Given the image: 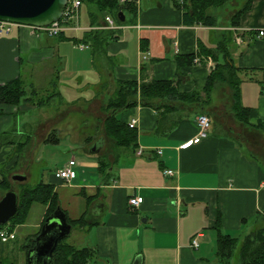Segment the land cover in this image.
Listing matches in <instances>:
<instances>
[{
    "label": "crops",
    "instance_id": "crops-1",
    "mask_svg": "<svg viewBox=\"0 0 264 264\" xmlns=\"http://www.w3.org/2000/svg\"><path fill=\"white\" fill-rule=\"evenodd\" d=\"M128 1L135 3V15L125 12L124 22L114 20L118 36L100 54L90 46L77 45L83 31L91 28L87 7L81 13L84 4L78 9V28L68 27L55 37L33 26L14 24L9 34L0 35V83L39 74L46 78L45 91L56 89L59 93V105L82 102L93 107L97 119L115 80H171L179 92L202 91L215 61L200 55L197 63L178 64L176 56L196 53L200 45L213 47L220 32L230 29L229 52L241 78L240 102L250 109L248 126L231 111L224 113L230 110V92L225 84H216L205 103L210 118L207 136L186 147L181 144L196 134L199 109L177 101H173L176 108L164 113L135 105L117 112L125 123L136 119L134 150L112 149L102 126L97 133L102 138L97 142V137L78 140L72 131L65 132L62 136L82 145L81 158L70 155L54 170L73 158L76 177L63 182L51 172L46 180L54 184L65 214L77 218L85 213L94 223L69 232L70 242L76 246L95 249L96 256L88 264H212L218 218L221 230L234 236L232 232L245 226L249 232V227L263 226L264 222V132L253 128L264 121V0H251L237 27L218 22L213 27L187 25L172 0ZM101 28L110 29L105 24ZM31 106H0V132L9 127L16 113H25ZM55 111L56 116L47 118L61 117ZM47 118L38 127L44 131L38 145L43 143L44 148L59 141L58 137L48 140V133L61 130L59 122V126L53 124L47 129ZM36 144V138L32 145L29 140L25 149L32 151ZM104 151L111 160L114 154L118 158L106 174L100 175L95 157ZM4 153L0 152V162ZM15 160L7 165L13 167L12 172L20 166L18 160L14 167ZM164 169H171L173 174L165 176ZM60 194L74 198L79 213L63 205ZM134 196L143 200L131 207L128 199ZM45 211L43 206L37 212L32 228L40 227ZM24 225L14 228V239L0 241V264H27V252L25 256L17 242L18 226ZM193 237H197V247L191 245Z\"/></svg>",
    "mask_w": 264,
    "mask_h": 264
},
{
    "label": "trees",
    "instance_id": "trees-1",
    "mask_svg": "<svg viewBox=\"0 0 264 264\" xmlns=\"http://www.w3.org/2000/svg\"><path fill=\"white\" fill-rule=\"evenodd\" d=\"M80 5H85L88 9V17L91 28L84 30L77 43H84L90 46L95 53L105 52V45L113 39L117 38V30L103 29L102 25L106 24V16L112 17L118 23L117 13L122 11L136 13V5L133 1L125 0H79ZM229 0H172L174 7L181 11L182 20L187 25L202 24L204 26H218L217 16L210 12L212 8L225 6ZM251 4V0L245 2L238 9L229 15V22L226 26L237 27L241 14L246 11ZM63 32V31H62ZM60 32L59 35L62 33ZM232 40V31L223 29L220 32V39L213 47L199 46L196 53L188 55L176 56L178 64L182 61L192 63L194 57L200 55L209 56L215 61L213 69L207 76L206 83L202 91H192L189 93L179 92L177 83L171 80L152 79L145 81L141 79L136 81L133 79L115 80L112 92L105 98L101 105V112L104 113L102 127L106 137L109 139L111 148L134 150L136 148V132L133 127H129L128 123L121 121L117 112L135 106H149L157 112L162 110H172L176 108L173 101L179 102L182 106L187 105L189 108L199 109L200 113L207 114L205 103L209 101L212 90L216 84H225L230 92V111L234 117L242 123L248 124V115L250 109L243 106L240 102V82L239 69L234 67L230 57L229 43ZM74 41V39H73ZM77 41V40H75ZM45 96L38 97L39 91L31 85V90L27 89L24 80L21 77L0 83V106L3 105H32L36 107L51 106L59 95L56 89L45 93ZM202 107V108H201ZM199 113V114H200ZM248 126V125H247ZM254 129L264 132V121H258ZM31 131V130H30ZM28 131H11L3 130L0 132V150L4 146L12 145L14 148L15 162L23 153L31 136ZM48 140H55L57 137L54 132L48 133ZM104 151L99 153L95 159L97 163L98 173L106 174L109 168L118 158L114 154L111 160ZM11 160L10 155L5 156L0 162V193L14 188V182L11 179V170L13 167H7ZM17 190L18 210L16 215L9 222L0 225V228L6 226L9 230H13L17 225L25 222L30 208L35 203L46 206V211L41 225L33 236H36L44 222V219L52 213L55 208L60 205L57 193L54 191V184L40 179L35 184L19 183ZM86 199L91 198L83 194ZM264 211V210H263ZM67 222L72 229L89 227L93 225L85 213L77 218H70L66 214ZM216 240L215 252L212 264H264V226L255 227L245 233L242 238L223 232L220 228L219 218L215 224ZM69 234L58 241L53 251V261L51 264H88L96 256L95 249L87 246L78 247L72 242H68ZM28 250L26 245H23Z\"/></svg>",
    "mask_w": 264,
    "mask_h": 264
},
{
    "label": "rangeland",
    "instance_id": "rangeland-1",
    "mask_svg": "<svg viewBox=\"0 0 264 264\" xmlns=\"http://www.w3.org/2000/svg\"><path fill=\"white\" fill-rule=\"evenodd\" d=\"M244 2L245 0H229V2L225 6L218 7V8H212L210 9V12L217 16V22L219 25L226 26L228 23L229 15L234 10L241 7V5ZM85 10H86V6H82L81 13H84ZM83 17H84V14L82 16V19ZM23 80L25 81L27 89L31 90V85H32L39 91V95H38L39 98L41 96L43 97L46 95L45 93L47 91H45L44 85L47 86L48 84H47L45 77H42L39 74L36 76L24 75ZM72 104L75 107H71ZM72 104L63 103L62 105H59L58 101L55 100V102L51 106H46V107L31 106V110H28L25 113H21V112L16 113L14 116L15 119H12L10 121L9 127L5 129L6 131H11L13 128L16 129L17 131H28V133L30 132L31 134L30 135L31 145H32L33 139L36 138V142H37L36 146L32 147L34 151L33 150L29 151V150L24 149L23 153L21 152L18 158V160L20 161V166L16 172L12 173V174H15V173L24 174L23 173L25 171L24 167H26L27 171L25 172L28 177H27V180L21 181V183L25 182L27 184H35L40 179L46 181L47 176L51 172L54 171V168L56 167V165H58L62 160L64 159L67 160L70 155H73L77 160L81 158L80 156L81 153L79 151L82 145L77 142H71L70 138H68L67 136L65 137L62 136L65 132L70 134V131H72L71 133L74 136V138L81 140L87 137H97V133L99 132V130L102 131L101 126H102L103 118L105 116L103 112L100 111L101 114H99L98 115L99 117L95 119L94 117L97 113L95 114L92 111L93 107L89 108L87 104H84L82 102H77V103H72ZM55 110L59 111L60 113L59 116L61 117H59L57 120H55L56 118L48 119L52 115L56 116ZM81 110L83 113L79 112ZM225 111H228L230 114V110L225 109L224 113ZM216 114H220V111L217 112ZM44 117L45 118L48 117L47 119H45L46 124H47V129L49 128L48 126H52L53 124H57L58 122H59V125H61L59 126L57 124L59 127H61V130L55 131V136L59 138V141L56 143H48L46 145V148H44L43 143L38 145V143H40V141L43 140L41 138L44 136L43 135L44 131L38 130V127L44 121ZM96 125L98 129L96 128ZM69 128L72 130H70ZM30 130H35V131H30ZM34 133H35V136H34ZM101 138L102 136H100L99 138L97 137L96 142L101 141ZM8 146H10L9 151L6 150V147ZM8 146L2 147L0 152L2 150H5L7 154L4 153L3 157L10 155L11 159H13L16 156V154L14 155L13 153L14 147L12 145H8ZM19 183L20 182H16L14 184V189L16 192L18 190V186L20 185ZM66 190L69 191L68 188H66ZM2 194L3 193H0V195ZM61 196L63 199L62 201L63 205L73 208L75 209L77 213H79L77 202L74 198L72 199L71 197H66L65 195H61ZM43 206L40 203L33 204L24 222L26 225L18 226L17 242L19 243V248L22 251V253L27 252L23 245L26 244V241L29 238H34L35 236H33V234L35 233V231H38L39 229V228L38 229L32 228L31 223L34 222L37 216V212L40 209H42ZM81 208H83L82 201H81ZM262 225L264 226V222L262 223ZM245 228L246 226L243 228L242 231L240 230V231H237V233L235 232H232V233H234L235 236L242 238L243 234L247 232L245 231ZM249 228L248 230H252L255 227L251 226ZM27 234L29 235L28 237L26 236ZM70 240H71V235H69L67 238L68 242H70ZM24 255L26 256V253H24Z\"/></svg>",
    "mask_w": 264,
    "mask_h": 264
},
{
    "label": "water",
    "instance_id": "water-1",
    "mask_svg": "<svg viewBox=\"0 0 264 264\" xmlns=\"http://www.w3.org/2000/svg\"><path fill=\"white\" fill-rule=\"evenodd\" d=\"M66 2L67 0H0V21L33 27L46 26L62 16ZM117 18L124 22L122 11L117 13ZM11 179L14 183L25 181L26 175L15 173ZM17 210L18 195L14 188L0 195V225L9 222ZM70 229L66 214L58 205L44 219L39 233L27 240V264H51L58 241L68 235Z\"/></svg>",
    "mask_w": 264,
    "mask_h": 264
},
{
    "label": "built area",
    "instance_id": "built-area-1",
    "mask_svg": "<svg viewBox=\"0 0 264 264\" xmlns=\"http://www.w3.org/2000/svg\"><path fill=\"white\" fill-rule=\"evenodd\" d=\"M120 1L124 2L125 0H120ZM79 5H80L79 0H67L65 7L63 9V14L57 21H54L46 26L34 27V28L44 32L47 36H50V37L58 36L60 32H62L64 29L68 27L78 28L76 21L78 17ZM105 21H106V24H105L106 27L110 29L117 28L116 25L114 24V19L112 17L106 16ZM13 25L14 24L10 22L0 21V35L9 34ZM262 34H263V31H259V35H262ZM77 45L80 48L87 47V45L84 43H78ZM199 61H200L199 57H194L195 63ZM128 124H129V127H134L136 124V119L130 120ZM196 124H197L196 134L192 138L184 141L181 144V147H186L192 144H196L207 136L208 128L210 125L209 116L205 113L198 114L196 117ZM138 152L140 151L138 150ZM75 164H76V161L73 158H71L63 166L56 168L52 172V175L56 179L61 180L63 182H71L76 177ZM163 174L165 176L172 175L173 171L171 169H164ZM142 200H143L142 197L134 196L128 199V203L131 207H136L142 202ZM14 238H15L14 230H9L6 226L0 228V240L2 242H6ZM191 245L193 247H197L198 245L197 237H193L191 241Z\"/></svg>",
    "mask_w": 264,
    "mask_h": 264
}]
</instances>
